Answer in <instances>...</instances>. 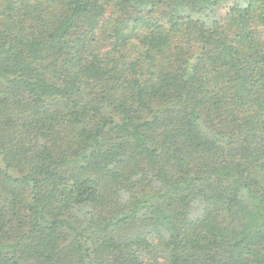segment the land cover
<instances>
[{
    "label": "trees",
    "instance_id": "1",
    "mask_svg": "<svg viewBox=\"0 0 264 264\" xmlns=\"http://www.w3.org/2000/svg\"><path fill=\"white\" fill-rule=\"evenodd\" d=\"M0 264H264V0H0Z\"/></svg>",
    "mask_w": 264,
    "mask_h": 264
}]
</instances>
